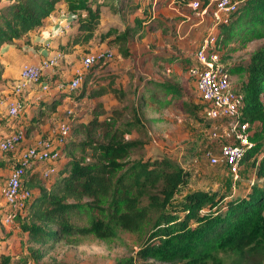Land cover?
Here are the masks:
<instances>
[{
    "label": "trees",
    "instance_id": "1",
    "mask_svg": "<svg viewBox=\"0 0 264 264\" xmlns=\"http://www.w3.org/2000/svg\"><path fill=\"white\" fill-rule=\"evenodd\" d=\"M191 1L175 0V3L183 8ZM199 1L205 7L211 0ZM140 6L137 0H0V100L5 86L9 88L10 97L21 103L27 101L28 108L37 109L31 114L24 106L23 117H19L21 114L12 116L7 106L0 108V127L7 132L1 134L2 137L24 129V143L36 130L42 133L41 125L47 118L56 117L58 107L66 99L82 100L88 95L90 85L89 98L113 94L124 102L127 93L121 86L114 85L115 76H109L110 81L105 85L94 78L95 67L103 65L105 58H100L85 72L80 86L59 88L56 94L53 91L45 93L57 87L60 81L72 79L66 78L65 73L64 61L68 55L98 53L100 45L106 44L118 57H130V42L135 37L142 39L157 29L166 33L175 30V26L169 28L166 24L175 17L159 16L150 7L140 9ZM106 10L124 20L132 17L131 21H125L123 27L109 25L105 28L102 20ZM192 10L198 13L200 9ZM129 13L132 15L128 16ZM55 15L59 19L57 22L65 19L74 23V30L57 46L63 61L53 71L32 81L23 92L16 93L15 84L20 79L22 67L15 80H6L2 55L10 46L25 55L43 49L47 51L45 56L49 55L46 44L52 30H46L45 20ZM256 39L264 40V0H242L227 21L218 23L215 47L220 52L233 41L244 46ZM95 48L97 50L93 51ZM169 60L178 61L187 68L200 66L195 55ZM224 66L231 75H243L233 88L243 96L241 120L252 126L249 132L252 145L245 147L239 163L240 166L251 163L256 167L257 178L263 179L262 186L252 182L248 188L236 191L192 186L190 178L194 166L185 167L166 155L131 159L137 141L128 139L126 134L142 125L139 118L123 122L122 110L107 113L103 104L98 103L90 108L88 120H73L68 124L69 135L54 133L59 138L58 143L43 133L38 137L53 142L57 162L65 159L49 177L42 175V168L37 169L38 163L23 164L18 160L25 147L23 144L12 150H0V165L12 166V169L22 166L23 188L32 191L30 201L14 212L13 225L24 237L22 251L14 256L0 251V264H58L41 260L58 244H80L86 234L110 240L113 222L131 232L146 234L140 255L163 262L210 264L208 259L220 248L263 246L264 43L252 52L247 64ZM46 84L50 89L44 92L42 87ZM39 93L42 98L37 100ZM137 99L141 106L157 111L176 104L188 111L196 124L199 118H208L203 112L207 104L200 99L199 93L198 99L193 100L188 89L169 79L145 77ZM208 120L213 128L214 121ZM201 127L206 132L208 127ZM36 139L25 145H33ZM116 264L136 263L131 257H122Z\"/></svg>",
    "mask_w": 264,
    "mask_h": 264
},
{
    "label": "rangeland",
    "instance_id": "2",
    "mask_svg": "<svg viewBox=\"0 0 264 264\" xmlns=\"http://www.w3.org/2000/svg\"><path fill=\"white\" fill-rule=\"evenodd\" d=\"M137 2L144 4L143 7L140 6V9L148 6L159 16L166 18L175 17L174 20H167L166 23L169 28L175 26V30L172 32L173 35L157 30L144 39L135 37L130 42V57H118L115 53L116 51L111 49L113 56L111 59L106 60L103 65L95 67L94 78L98 80L99 84L105 85L110 81L109 76H115L114 85L117 87L121 86L127 93L125 101L118 100L113 94L89 98L88 95L91 94L92 90L90 85L87 90L88 95L82 100L66 99L61 104L59 115H55L56 117L53 119L48 120L47 118L48 128L53 127L55 123L67 122L71 124L73 120H78V122L80 120H88L90 108L102 103L107 113H112L114 109L122 110L123 122L139 118V122L142 125L134 127L130 133L126 134L128 139L137 141V144L132 149L131 159H147L148 157L166 155L185 167L194 166L193 177L190 178L192 186H202L211 189L221 187L226 191L243 190L248 188L252 182L262 186L263 179L257 178L256 167L251 165V163L244 167H239L237 178H235L232 170L224 161H220L217 164L210 163L209 152L218 154L220 144L226 141V137L221 135L219 131L218 136L211 137V133L216 129L210 128L211 123H209L210 121L207 117H205V120L199 118L196 124L192 119V115L176 104H171L169 107L157 111L151 107L141 106L140 101L137 99V94L139 95L141 87L145 84V77L176 80L190 91L193 100L198 99V93L195 88L196 78L191 71V67L187 68L180 62H174L172 65L164 64V61L159 59L161 56H153V54L165 53V51L171 52L170 50H172L173 54L177 56L180 54L184 57L194 56L199 48L197 35L201 30L202 33L199 35L205 37L211 31V27L214 25V13L195 14L190 6L180 10L177 8L175 0H153V3L150 0H137ZM129 14L128 16L132 15L131 13ZM188 16H193L191 17L193 19H187L189 18ZM131 18L127 17L124 20L111 11L106 10L104 11L102 24L104 27L109 25L123 27L124 22H130ZM57 21L59 19L56 15L51 20H45L46 30H52L51 39L46 44V48L50 49L48 56L61 53L57 46L63 43L67 34L74 30V23L65 19L60 22ZM190 25H194L193 29L196 30L194 36L186 33ZM263 43V39H256L243 46L240 42L233 41L223 47V49H220L221 51L218 53L219 62L221 64H247L252 52ZM108 49L109 47L106 44H102L98 48L100 51H107ZM96 50L95 48L93 51ZM46 53L42 56H45ZM32 55V52L25 55L24 52L14 46L8 47L2 55L6 68L4 73L6 80H15L17 77L14 76L17 75L19 68L22 67V64L28 62L25 61L27 60L26 58ZM83 55H73L68 57L67 60L69 63L77 64L79 67L85 56ZM69 70H65L66 77L73 78V74ZM240 77L243 78V75L232 74V85H235ZM7 91L9 92V88L4 86L1 92L3 97L0 100V108L7 106L8 98L4 96ZM8 92L6 93L7 95L10 93ZM27 103V101H23V108L24 106L25 108L28 107ZM139 105L140 107L138 108ZM23 112L19 117H23ZM203 125L208 127L206 132L201 127ZM2 130H5V128H0V131ZM51 140L54 143L59 142L58 136L56 137L55 135L52 136ZM54 161H57V158ZM64 161L65 159L59 160L56 166H59ZM41 172L43 175V171ZM6 205V201L0 194V236H3L1 239L5 241L9 239V242L13 243L15 241H12L10 237L14 234L15 240L18 238L23 242L22 233L19 230L17 232L14 228L9 227L11 225L3 222L5 211L2 208ZM111 227L113 235L110 240H102L92 234H86L82 236V241L78 245H56L41 261L46 260L58 264H116L117 260L122 257H131L136 264H179L163 262L140 255V247L146 234L141 235L131 232L114 222ZM208 261L210 264H264V245L258 248L251 245L238 249L220 248L212 254ZM30 264L36 263L31 262Z\"/></svg>",
    "mask_w": 264,
    "mask_h": 264
},
{
    "label": "built area",
    "instance_id": "3",
    "mask_svg": "<svg viewBox=\"0 0 264 264\" xmlns=\"http://www.w3.org/2000/svg\"><path fill=\"white\" fill-rule=\"evenodd\" d=\"M242 0H211L210 3L202 7L199 0H192L189 6L199 8L200 14L209 12L214 13V25L210 32L203 38L200 47L196 50L195 57L200 63L199 67H191V71L196 78L197 91L200 99L207 104L203 112L216 122L217 120L232 119V124L226 133L220 132L225 137L234 139L225 141L220 144L219 153L209 152V160L212 164L220 161L232 170L235 178L238 177L240 159L245 153V147H250L252 141L249 138V132L252 128L249 122L241 120V108L243 106V96L237 93L231 83V74L227 71L224 64L219 62V51L215 47L217 34V25L222 20L227 21L229 14L234 13ZM224 14V16H222ZM216 29V30H215ZM113 52L111 49L98 53H90L84 56L82 63L74 71V77L69 82L60 81L58 88L70 87L75 88L82 84L85 72L100 58L111 59ZM62 55L55 53L43 58L40 62H26L23 64L20 79L15 84V92H23L32 81L37 80L41 75L48 71H53L59 64ZM50 87L46 84L42 87L44 92ZM42 98V93L36 97L37 100ZM7 109L12 116H18L23 111L20 101L9 97ZM215 129V128H212ZM219 130H213L211 137L218 136ZM54 133L59 136L69 135L70 128L67 122L58 123ZM24 129L15 130L0 139V150H12L18 145L23 144ZM220 135V136H221ZM57 152L53 151V142L46 138H37L33 145L23 147L18 160L23 164L38 163L45 164L43 176L49 177L56 172V161L54 159ZM23 168L15 166L5 183L1 187V195L10 206L9 212L5 215L4 223L7 225L14 224V212L24 203L30 201L32 191L23 188L22 182Z\"/></svg>",
    "mask_w": 264,
    "mask_h": 264
},
{
    "label": "crops",
    "instance_id": "4",
    "mask_svg": "<svg viewBox=\"0 0 264 264\" xmlns=\"http://www.w3.org/2000/svg\"><path fill=\"white\" fill-rule=\"evenodd\" d=\"M143 5L144 4H141V6L143 7ZM177 6V5H176ZM145 7V6H144ZM154 7V6H153ZM177 8H179L180 10H182V9H185L186 8V6L185 7H183V8H180V7H178L177 6ZM195 14H199V13H196L195 12ZM172 17V16H171ZM189 18H187V19H193V18H191V17H193V16H188ZM49 20H51V18H49ZM170 21H172V20H170ZM188 25H189V23H188ZM193 26L194 25H190V27H189V29H188V31L186 32V33H188V34H190V36L192 35V36H194L195 35V33H196V30L195 29H193ZM212 28V27H211ZM157 30H159V31H162L161 29H157ZM156 30V31H157ZM193 30V31H192ZM155 32V31H154ZM163 32V31H162ZM150 33H152V32H149V33H147L146 34V36L144 37V38H146V37H148L149 36V34ZM164 33H166V32H164ZM202 33V31L200 30V32H199V34H201ZM168 34H170V35H173L172 33H168ZM197 35L198 36V38H199V40H198V42H199V44H198V47H200V44H201V42H202V40H203V38H204V36H200V35ZM144 38H142V39H144ZM62 39V38H61ZM64 39V38H63ZM197 47V48H198ZM109 49H111V48H109ZM171 52H166L165 51V53L164 52H162V53H160V54H153V56H155V55H159V56H161L160 57V60H163L164 61V64H168V65H172V63H174V62H178V61H170L169 59L170 58H173V57H175V58H179V57H182L183 55H179V56H177V55H175V54H173V52H172V50H170ZM42 53V54H41ZM44 53H46V49H43L41 52H39V53H33V55L31 56V57H28V58H26L27 60H25V61H28V62H40L43 58H45V57H47V56H42ZM184 54V53H183ZM188 55V54H187ZM71 56H73V55H68L67 56V58L68 57H71ZM184 57V56H183ZM66 58V59H67ZM163 58V59H162ZM164 58H165V60H164ZM166 58H169V59H167L166 60ZM71 59V58H70ZM64 67H65V70H69L70 71V73L71 74H73L74 73V68L75 67H78V65L77 64H75V63H72V62H68V60H66V61H64ZM73 69V70H72ZM19 72H20V68H19V70H18V72H17V75H15L14 77H18L19 76ZM66 72V71H65ZM154 78H156V77H154ZM161 79H163V78H161ZM169 80H171V81H174V80H172V79H169ZM174 82H177V83H180V82H178V81H174ZM181 84V83H180ZM184 87V86H183ZM195 88H196V90H197V85H196V80H195ZM58 90H59V88L58 87H54V88H51L50 89V91L49 92H47V93H45V94H48V93H50L51 91H53V94L55 93H57L58 92ZM8 92V91H7ZM7 92H5V95L4 96H7V98H9L10 97V95H7L6 93ZM9 93V92H8ZM197 93H198V91H197ZM10 94V93H9ZM29 99L31 100V98L30 97H32V94L30 93L29 94ZM26 99H28V98H26ZM35 99V98H34ZM44 101V99L41 101V102H43ZM37 103H38V101H37ZM60 107H61V105L58 107V111L55 113V115H59V111H60ZM28 113H31V114H34V113H36L37 112V109H36V107H27V110H26ZM49 119H53V117H48V120ZM232 119H230V118H227V119H224V120H217L216 122H212L214 125H213V128H215V129H217V130H219V132H223V133H226L227 132V130L230 128V124H232ZM56 126H57V123H55L54 125H53V127H51V128H48V123L47 122H45L43 125H41V131H42V133L43 134H45V135H47V133H48V136L49 137H52L53 135H54V130H55V128H56ZM212 127V126H211ZM217 127V128H216ZM0 128H3V127H0ZM4 129V128H3ZM45 132V133H44ZM7 132H6V129L5 130H2V131H0V138L2 137V135L1 134H6ZM42 133H39L38 132V130H36L35 132H34V135L32 136V138H29V139H26L25 141H24V143H23V145L24 146H27V145H25V144H32L33 143V141L36 139V138H38L40 135H42ZM225 137V136H224ZM232 139H234L233 137H226V141H229V140H232ZM6 159L7 160H9V158L8 157H6ZM57 162V161H56ZM55 162V163H56ZM43 166H45V164L43 165V164H41V165H38V167H37V169H41ZM244 166H246V165H242L241 167H244ZM11 169H12V166H7V165H0V187H1V183L3 184L5 181H6V178L8 177V175H9V173H10V171H11ZM0 194H1V189H0ZM2 196V195H1ZM10 208V206L7 204L4 208H2V210L3 211H7L8 209ZM9 227H11V228H14L16 231L17 230H19L17 227H16V225L14 226H9ZM10 232V231H9ZM18 232V231H17ZM22 236H23V234H22ZM3 236H0V251L2 252V253H5V254H12L13 256L15 255V254H19L22 250V244H23V242L22 241H20L18 238H17V240H15L16 239V237L14 236V234H12V236L10 237V239H12V241L14 240L15 242H13V243H10L9 242V239H7L6 241L5 240H2L1 238H2ZM10 243V244H9ZM20 245V246H19ZM19 247V248H18ZM21 250V251H16V250Z\"/></svg>",
    "mask_w": 264,
    "mask_h": 264
},
{
    "label": "bare ground",
    "instance_id": "5",
    "mask_svg": "<svg viewBox=\"0 0 264 264\" xmlns=\"http://www.w3.org/2000/svg\"><path fill=\"white\" fill-rule=\"evenodd\" d=\"M57 71V70H56ZM67 78V77H66Z\"/></svg>",
    "mask_w": 264,
    "mask_h": 264
}]
</instances>
